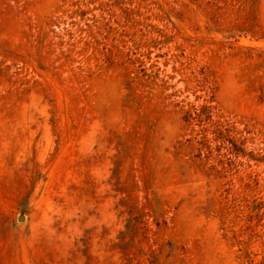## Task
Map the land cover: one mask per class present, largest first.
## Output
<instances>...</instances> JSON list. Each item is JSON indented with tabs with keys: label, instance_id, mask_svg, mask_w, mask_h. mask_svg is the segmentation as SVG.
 <instances>
[{
	"label": "rangeland",
	"instance_id": "374dc122",
	"mask_svg": "<svg viewBox=\"0 0 264 264\" xmlns=\"http://www.w3.org/2000/svg\"><path fill=\"white\" fill-rule=\"evenodd\" d=\"M0 264H264V0H0Z\"/></svg>",
	"mask_w": 264,
	"mask_h": 264
}]
</instances>
